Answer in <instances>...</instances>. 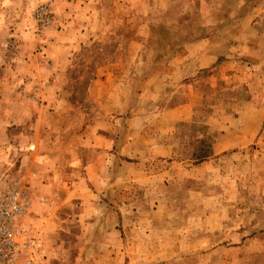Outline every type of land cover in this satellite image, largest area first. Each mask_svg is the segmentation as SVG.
I'll return each instance as SVG.
<instances>
[{
    "label": "rangeland",
    "instance_id": "1",
    "mask_svg": "<svg viewBox=\"0 0 264 264\" xmlns=\"http://www.w3.org/2000/svg\"><path fill=\"white\" fill-rule=\"evenodd\" d=\"M250 99L264 102V0H0V198L23 207L21 263L46 264L25 222L33 201L74 206L65 182L101 186L111 168L102 208L79 217L88 250L55 264H264V122ZM145 164L167 173L145 180ZM107 200L122 248L100 240Z\"/></svg>",
    "mask_w": 264,
    "mask_h": 264
},
{
    "label": "crops",
    "instance_id": "2",
    "mask_svg": "<svg viewBox=\"0 0 264 264\" xmlns=\"http://www.w3.org/2000/svg\"><path fill=\"white\" fill-rule=\"evenodd\" d=\"M196 61H202L198 65L199 69L207 66V64L204 63V60H202V58H198ZM263 103L264 102L259 101L255 102L251 99L243 103L244 106H248L253 110L254 117L257 122H259V125L263 124L264 122ZM245 144L246 143H243V145ZM169 159V156L167 159H163V163H166L167 161H169ZM181 162L182 161H180L179 163ZM168 164L172 165L173 162L171 161V163ZM175 165H177V163L174 164V166ZM88 167L90 170V166L88 165L85 167L84 172H89ZM163 167L166 168V166ZM165 168L150 169L149 166H146L145 164V180H147L146 174L149 172V169L153 170L154 172H157L158 175H165L167 173ZM180 168L181 167L179 166V169ZM109 169V171L104 169V172L101 173L103 177L101 174L99 175V179H102L100 180L101 186L98 182H93L95 179L92 181V183H89L87 182L86 177L81 176L77 177V179L75 180L68 179L69 182H73L71 183L72 186L68 182H65L67 183L66 193H73L82 197L81 200L77 202L74 206L71 202H69L70 199H64L63 202L59 203V206H55V202L50 201L52 199L51 196H47L45 194L43 200L46 203L41 202L42 210L39 211L38 209L40 205L37 206L38 200L33 201V206L30 208L28 214L25 216V222L30 230L35 232L37 231L42 235L46 247V252L44 253L46 256V264H55L57 261L61 260L59 254L64 253V251L71 253H84L88 250L87 246L89 245V240L91 238V235L95 234V232L92 231L91 226L89 224L91 220L86 223H81L79 221L82 219H79V217L80 215L82 216L87 214H97V211L102 208L101 202L99 201V194L103 193L104 191H112L117 185L116 181L112 180V169ZM129 181L139 183V181L133 179H130ZM41 185L45 187V189H47L49 187L58 186L59 181H48L45 179L44 181H41ZM75 186L77 187L76 192H72L75 189ZM118 200L119 202L128 204L130 201L128 198L125 197H119ZM116 203L117 202L113 200H107V202L103 201V204H107L105 216L109 220L105 219V222L107 221V223H105L103 227L106 228H104L103 234H101L100 236V240H109V243L107 245L110 248H122V246L124 245L122 239L123 234H120L118 229V227L123 226V221L121 222V224H118V218L120 221V215H118V208L116 206ZM52 218H55L57 220L56 225L55 221H53ZM43 222L45 223V225L43 224ZM75 224L79 226V229H77V226H75L76 231L74 230ZM54 229H60L62 232L59 233V230ZM124 235L127 238L126 232ZM112 250L114 251V249ZM64 260L67 261L65 257Z\"/></svg>",
    "mask_w": 264,
    "mask_h": 264
},
{
    "label": "built area",
    "instance_id": "3",
    "mask_svg": "<svg viewBox=\"0 0 264 264\" xmlns=\"http://www.w3.org/2000/svg\"><path fill=\"white\" fill-rule=\"evenodd\" d=\"M22 209L16 193L0 198V264H22L25 240L15 224Z\"/></svg>",
    "mask_w": 264,
    "mask_h": 264
}]
</instances>
